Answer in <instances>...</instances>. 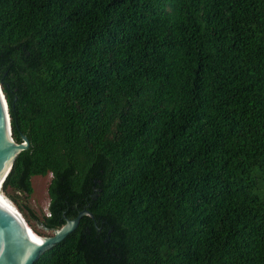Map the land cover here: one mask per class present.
I'll use <instances>...</instances> for the list:
<instances>
[{
    "label": "trees",
    "instance_id": "trees-1",
    "mask_svg": "<svg viewBox=\"0 0 264 264\" xmlns=\"http://www.w3.org/2000/svg\"><path fill=\"white\" fill-rule=\"evenodd\" d=\"M0 89L32 264H264V0H0Z\"/></svg>",
    "mask_w": 264,
    "mask_h": 264
},
{
    "label": "water",
    "instance_id": "water-1",
    "mask_svg": "<svg viewBox=\"0 0 264 264\" xmlns=\"http://www.w3.org/2000/svg\"><path fill=\"white\" fill-rule=\"evenodd\" d=\"M27 145L24 136L20 143L11 138L7 106L0 89V190L15 156ZM82 215L90 216L82 210L74 218L66 219L58 229L50 231L48 236L38 238L0 191V264H32L42 252L70 233Z\"/></svg>",
    "mask_w": 264,
    "mask_h": 264
},
{
    "label": "rangeland",
    "instance_id": "rangeland-1",
    "mask_svg": "<svg viewBox=\"0 0 264 264\" xmlns=\"http://www.w3.org/2000/svg\"><path fill=\"white\" fill-rule=\"evenodd\" d=\"M49 178H50L49 174L45 176H32L30 178V186H31L30 194L29 195L21 194L19 195V198H17L18 201L24 203L27 207H29L33 211V213L37 216L38 219H40L42 215H46L47 212L46 207L48 203V197H47L46 187ZM7 192L11 193V191L9 190ZM2 194L7 198V196L4 193ZM19 214L22 217L21 213ZM38 222H39L38 220L31 222V224L34 226V230H35L34 233H36L41 237L48 236L50 232L44 230Z\"/></svg>",
    "mask_w": 264,
    "mask_h": 264
},
{
    "label": "bare ground",
    "instance_id": "bare-ground-1",
    "mask_svg": "<svg viewBox=\"0 0 264 264\" xmlns=\"http://www.w3.org/2000/svg\"><path fill=\"white\" fill-rule=\"evenodd\" d=\"M5 132H6V136H7V131L5 130ZM9 143V142H8ZM4 196V195H3ZM5 197V196H4ZM5 199L13 206V204L5 197ZM13 208L15 209V207L13 206ZM16 210V209H15ZM17 211V210H16ZM18 212V211H17ZM31 230V229H30ZM32 231V230H31ZM33 232V231H32ZM34 233V232H33ZM38 238H43V237H41V236H39V235H37L36 233H34Z\"/></svg>",
    "mask_w": 264,
    "mask_h": 264
}]
</instances>
